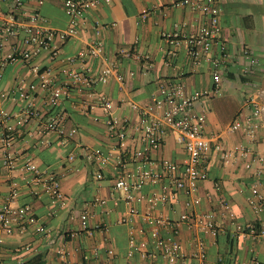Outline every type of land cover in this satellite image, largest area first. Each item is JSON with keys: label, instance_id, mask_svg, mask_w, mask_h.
Here are the masks:
<instances>
[{"label": "crops", "instance_id": "obj_1", "mask_svg": "<svg viewBox=\"0 0 264 264\" xmlns=\"http://www.w3.org/2000/svg\"><path fill=\"white\" fill-rule=\"evenodd\" d=\"M177 1L103 2L86 12L73 36L54 39L58 58H51V52L44 50L28 63L20 61L5 67L0 89L10 92V97L0 104V206L10 199L14 206L29 204L31 212L24 229L18 228L11 234L0 229V259L4 263L65 264L69 260L79 264L110 260L111 264H119L131 258L134 242L150 241L153 228L158 227L164 237L177 228L185 252L184 264H264V237L233 235L234 224L219 203L221 198H227L239 222L264 225V210H258L249 201L257 170H262L264 189V166L259 162L264 156V121L262 113L260 117L254 115L252 103L258 100L263 104L260 89L264 77V0H219L223 24L220 39L211 52L203 53L198 60L190 56L184 38L197 32L207 18L190 6L177 5ZM8 8L7 1L0 3V17ZM25 10L40 11L43 23L56 29H67L71 24L64 0H31ZM172 30L181 32L179 44L163 37L164 32ZM23 37L21 32L10 38L5 52ZM95 39L103 42L98 56L63 60L76 56ZM221 43L226 46L221 93L203 97L196 106L198 111L206 112L205 134L211 141L208 178L199 183L195 194L201 201L187 205L193 195L178 191L177 199L169 198L157 205L135 202L138 213L131 214L130 205L114 184L121 172L135 173L137 162L129 156L120 162L123 151L109 132L108 113L99 102L101 96L111 99L112 111L127 125L129 151L144 149L140 108L154 105L155 100L165 97V90L176 85L186 95L213 90L211 58L220 55ZM107 65L123 74V81L112 78L97 82L91 90L81 80L72 81L73 73L96 75ZM42 76L48 79V87L30 90L31 96L44 118H59L63 131L47 130L39 117L20 122L24 108L20 91L29 90ZM67 82L73 84L69 93L58 104L49 106V90ZM89 99L95 103L93 108L86 107ZM134 104L140 107L135 108ZM155 111L162 113V109ZM237 120L241 126L232 129ZM99 147L111 157L102 178L97 177L101 169L99 159L87 156ZM186 155L184 145L172 132L163 136L159 148L150 151L154 161L179 164ZM28 160L58 174L66 196L64 205L54 203L46 192L40 196L33 193L37 186L29 181ZM170 185L168 179L149 182L142 192L149 196L170 189ZM16 188L17 194L11 197ZM185 211L193 212L197 218L213 211L217 232L203 233L195 225L180 222ZM84 212L88 213L86 228L81 218ZM160 218L172 225L157 222ZM38 226L47 231L39 232ZM198 235L205 240L203 259L194 256ZM133 260L141 263L149 258L136 252Z\"/></svg>", "mask_w": 264, "mask_h": 264}, {"label": "built area", "instance_id": "obj_2", "mask_svg": "<svg viewBox=\"0 0 264 264\" xmlns=\"http://www.w3.org/2000/svg\"><path fill=\"white\" fill-rule=\"evenodd\" d=\"M7 1L8 10L0 17V83L3 79L4 69L8 64L16 62L28 63L38 56L44 50L51 52V58L59 57V49L54 43V39H68L73 36L84 18L86 12L103 2L110 0H64V8L70 17L71 24L67 29H56L47 26L43 23V18L40 11L35 10L27 12L25 6L31 0H0ZM42 3V0H39ZM177 5L190 6L193 9L199 10L205 14L207 22L201 28L184 38L188 43V52L192 58L198 60L203 53L211 52L214 44L218 43L222 29V11L219 0H178ZM145 17V14H144ZM96 33L100 32V23H95ZM21 32L24 37L15 42L7 52L6 44L12 37L18 36ZM182 34L178 30L166 31L163 37L170 42L179 44L182 41ZM103 50V42L100 39H95L88 47L82 49L76 56H68L63 60L75 61L78 57L98 56ZM246 53L248 51L246 50ZM226 56V46L220 44V55L212 57V69L215 86L213 90H197L192 94L186 95L181 86L176 85L164 91L165 97L155 100L154 105L140 108L141 111V126L142 138L145 141L144 149L129 151L127 145L128 132L127 125L122 122L112 111V101L107 96H101L100 105L108 113L107 126L112 137H114L122 149L120 162L129 156L136 161L137 171L132 174L121 172L116 180L114 187L123 195L125 201L130 205L131 214L138 213L135 207V202L147 201L153 205L160 202H167L169 198L177 199V192L184 191L189 195H193L187 201V205L191 203L197 204L201 201L199 196H195L199 187V183L208 178L207 156L211 149V141L205 134L207 115L204 110L196 109L197 103L203 97L209 94L221 93L222 67ZM73 82L81 80L82 84L89 90L97 82H107L115 78L123 81L124 75L121 74L112 65H107L102 70L94 75L91 73L77 72L72 74ZM48 79L42 76L39 83L30 85L29 90L21 89L19 99L23 103V118L20 122H28L32 118L39 117L43 120L47 130L63 131L59 118L50 116L44 118L43 112L35 103L31 96V91H36L38 87L47 88ZM72 83L53 86L49 90L47 104L49 106L56 105L63 95L68 94ZM92 93H90L91 95ZM10 97V92L0 89V104L1 101ZM254 115L260 117L262 106L258 100H253ZM95 105L92 99L86 102L87 108H93ZM139 108L137 104L133 105ZM162 109V113L158 114L155 110ZM1 111V109H0ZM241 126V122L237 120L232 124V129H237ZM258 126L257 124L254 125ZM74 129L72 130V132ZM167 132L175 134L176 139L185 147L187 155L182 164L172 161H154L150 157V151L159 148L162 145L163 136ZM9 140L11 135L6 136ZM89 158H98L101 163V169L97 173V177L104 176L103 169L108 165L111 157L105 153L102 148H95L87 153ZM260 164L264 166V156L259 158ZM26 170L30 173L29 181L37 187L32 191L35 195L40 196L43 192L50 194L54 203L64 205L66 196L61 187L60 177L53 169L48 167L42 168L28 160ZM262 170L255 172V177L252 182V190L249 196L250 203L258 210H264V189L262 185ZM29 177V176H28ZM163 179H168L170 189H164L162 192H154L146 196L142 192V187L149 183H157ZM17 194V188L14 189L10 196L14 197ZM220 206L224 214L229 217L234 224L233 235L241 236H261L264 237V225H257L253 222L242 223L237 220L230 201L223 197L220 199ZM31 206L29 204L14 206L10 199H7L0 206V229L7 234L15 232L18 228L24 229L29 219ZM84 227H87L88 213L84 212L81 215ZM157 222L168 225L170 222L165 219H158ZM180 222H187L191 226L195 225L203 233H216V214L213 211H208L201 216L195 217L191 211H185L180 216ZM97 225V228H100ZM39 232H46L44 226H38ZM133 235L134 229L130 230ZM178 230L174 228L170 236H162L160 229L154 227L151 232V240H142L139 243H133V248L130 251L131 258L120 262L119 264H184L185 252L181 240L177 237ZM2 238L0 237V250ZM151 245V247H150ZM25 248H29L26 246ZM109 253L114 251L110 248ZM139 253L143 257L149 258L147 262H135L134 254ZM194 256L205 258V240L203 236H197L195 239ZM255 263L260 264L258 261ZM0 264H6L0 259ZM65 264H74L66 260ZM79 264H111L110 260L99 261H83ZM252 264V263H245Z\"/></svg>", "mask_w": 264, "mask_h": 264}, {"label": "water", "instance_id": "obj_3", "mask_svg": "<svg viewBox=\"0 0 264 264\" xmlns=\"http://www.w3.org/2000/svg\"><path fill=\"white\" fill-rule=\"evenodd\" d=\"M260 96L262 98L263 104H262V119L264 121V77H263V81H262V86L260 89Z\"/></svg>", "mask_w": 264, "mask_h": 264}]
</instances>
